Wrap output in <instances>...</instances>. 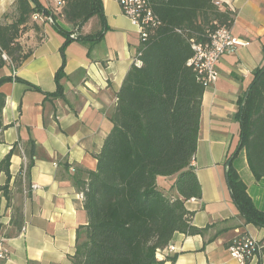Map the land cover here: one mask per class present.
<instances>
[{
	"label": "crops",
	"instance_id": "crops-1",
	"mask_svg": "<svg viewBox=\"0 0 264 264\" xmlns=\"http://www.w3.org/2000/svg\"><path fill=\"white\" fill-rule=\"evenodd\" d=\"M38 1L47 9L48 0ZM214 1L221 10L233 13V36L250 44L223 56L219 78L206 88L202 101L193 162L202 198L186 205L194 212L193 224L207 230L196 236L175 234L159 256L174 257V264H241L228 246L247 235L263 251L246 264H264V228L246 223L235 206L225 165L240 142L241 100L264 63V0ZM102 6L107 26L104 37L73 41L66 49L61 97L56 95L55 77L62 65L65 38L51 24L31 19L19 39L31 56L18 68L6 62L0 69V79L9 78L0 85L6 95L0 163L11 155L9 184L6 174H0V186L8 184L11 196L8 202L0 193V237L11 255L0 264H73L78 231L89 223L84 197L76 185L86 176L78 171L97 169L96 155L113 129L111 117L118 94L141 48L138 30L118 1L102 0ZM17 16L16 0H0V25L12 23ZM61 25L80 37L96 36L103 27L98 15L79 28L65 20ZM30 142L34 143V164L19 191L16 182L28 162L25 148ZM234 167L256 207L264 211V178H255L244 149ZM175 180V176L161 178L159 185L173 194ZM34 184L38 189L32 188ZM16 209L23 213L21 231L12 225ZM170 246L175 251H168Z\"/></svg>",
	"mask_w": 264,
	"mask_h": 264
},
{
	"label": "trees",
	"instance_id": "trees-1",
	"mask_svg": "<svg viewBox=\"0 0 264 264\" xmlns=\"http://www.w3.org/2000/svg\"><path fill=\"white\" fill-rule=\"evenodd\" d=\"M150 3L161 26L139 50L142 65L133 64L123 82L111 117L113 129L96 155L97 169L78 171L86 176L76 185L84 197L89 223L78 231L73 264H174V257L161 258L159 254L175 234L196 236L207 230L193 224L194 212L186 205L202 198L193 162L206 91L187 63L194 56L191 39L202 41L219 28L231 29L234 16L229 10H221L214 0ZM16 4V20L0 25V69L6 65L3 53L15 68L31 56L24 52L19 39L34 13L49 14L38 0H16ZM95 15L102 20L100 33L76 38L71 37L75 31L66 29L54 17V29L65 38L62 65L55 77L57 96L63 95L60 82L65 77L68 45L73 41L102 39L107 29L102 0H71L63 11L65 21L76 28ZM8 80L0 79V85ZM247 93L238 113L240 142L225 163L227 182L232 200L246 223L264 228V211L256 207L234 167L236 157L244 149L255 178H264V63L255 71ZM5 106L6 95L0 92V144ZM25 155L28 177L34 164V143L25 148ZM10 158L9 154L0 163V174H6L8 184ZM173 176V194H169L159 185V179ZM8 184L0 186V193L8 190ZM12 225L22 230L20 209H16ZM247 237L250 236L243 235L231 244Z\"/></svg>",
	"mask_w": 264,
	"mask_h": 264
},
{
	"label": "built area",
	"instance_id": "built-area-1",
	"mask_svg": "<svg viewBox=\"0 0 264 264\" xmlns=\"http://www.w3.org/2000/svg\"><path fill=\"white\" fill-rule=\"evenodd\" d=\"M70 1L48 0L47 10H49V14L34 13L32 20L53 25L54 17L62 14ZM117 1L120 4L124 16L137 28L141 47H143L149 40L150 35L161 26V21L154 14L150 0ZM71 37L76 38L77 36L73 34ZM191 44L194 50V56L188 61L187 65L194 69L199 80L207 88L218 80V64L223 56L237 51L240 47H246L250 43L233 36L229 28H219L214 33L209 34L206 40L197 41L196 39H191ZM141 56L142 52L139 51L134 58V65L138 67L142 65ZM2 58L6 62L11 61L6 53L2 54ZM26 170L27 164L25 165L23 175L26 173ZM32 188L36 190L38 186L34 184ZM262 248V245L254 238L247 237L229 245L228 251L241 264H246L249 260L260 256L262 254ZM167 250L173 252L175 248L170 246ZM10 255V250L5 245V239L0 237V260L8 261Z\"/></svg>",
	"mask_w": 264,
	"mask_h": 264
},
{
	"label": "rangeland",
	"instance_id": "rangeland-1",
	"mask_svg": "<svg viewBox=\"0 0 264 264\" xmlns=\"http://www.w3.org/2000/svg\"><path fill=\"white\" fill-rule=\"evenodd\" d=\"M64 11V10H63ZM63 15V13L62 14H60L59 16H56L57 18L58 17H60V21L61 22H59V23H64V17L62 16ZM11 61H7V63H10ZM28 160V159H27ZM27 165H28V162H27ZM23 172H24V168H23ZM25 175V176H24ZM24 175H22L21 176V180H18L17 179V181H18V183L16 182V184H17V186H18V189H19V191H20V189L22 190V185L24 184V181H26L27 182V179H28V177H26V174H24ZM9 188V187H8ZM5 194V195H4ZM2 195L3 196H5L6 197V199L7 200H9L8 202H10V200H11V196H10V191H9V189L5 192V193H2Z\"/></svg>",
	"mask_w": 264,
	"mask_h": 264
},
{
	"label": "water",
	"instance_id": "water-1",
	"mask_svg": "<svg viewBox=\"0 0 264 264\" xmlns=\"http://www.w3.org/2000/svg\"><path fill=\"white\" fill-rule=\"evenodd\" d=\"M248 97V93L246 94V96H245V99Z\"/></svg>",
	"mask_w": 264,
	"mask_h": 264
}]
</instances>
